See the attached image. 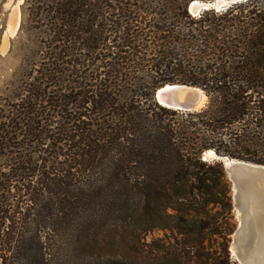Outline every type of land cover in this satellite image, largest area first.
Wrapping results in <instances>:
<instances>
[{"label":"trees","instance_id":"1","mask_svg":"<svg viewBox=\"0 0 264 264\" xmlns=\"http://www.w3.org/2000/svg\"><path fill=\"white\" fill-rule=\"evenodd\" d=\"M191 1H42L46 61L0 125V264H238L204 152L264 165V0ZM165 84L208 102L164 107Z\"/></svg>","mask_w":264,"mask_h":264},{"label":"rangeland","instance_id":"2","mask_svg":"<svg viewBox=\"0 0 264 264\" xmlns=\"http://www.w3.org/2000/svg\"><path fill=\"white\" fill-rule=\"evenodd\" d=\"M43 0H0V125H7L13 116L14 106L27 94L28 83L37 75V70L46 61V43L50 34L49 28L45 25V14L42 12ZM114 4V1L112 2ZM18 6L19 22L16 32L10 34V19L12 11ZM6 43V47L3 45ZM208 99H205V104ZM208 161H219L224 166V160L207 157ZM8 160L0 158V168L7 172ZM225 170V167H224ZM226 180L230 186V197L232 200L233 215L239 224V212L237 210L236 199L234 198V181L225 170ZM258 191V190H257ZM264 200V193L258 194ZM258 197V196H256ZM253 209V208H252ZM251 219L253 210H251ZM262 217L257 221L261 223ZM255 221V219H254ZM248 223V226L251 225ZM235 229V230H236ZM235 232V231H234ZM170 235L171 233L168 232ZM164 232L155 231L148 235V239L163 236ZM233 234L231 235L230 252L232 261H237L236 253L231 247ZM246 248V242L241 241Z\"/></svg>","mask_w":264,"mask_h":264},{"label":"water","instance_id":"3","mask_svg":"<svg viewBox=\"0 0 264 264\" xmlns=\"http://www.w3.org/2000/svg\"><path fill=\"white\" fill-rule=\"evenodd\" d=\"M245 0H192L188 5V10L192 15H199L204 10L215 9L217 11L224 10L229 6ZM204 91L196 86L187 84H165L162 87L156 89L154 93L155 100L162 106L180 110V111H197L206 106L205 98L202 99L200 93ZM212 154L216 159L231 161L229 165H225V170L229 173L230 178L234 181V189L236 187V179L240 175L249 174L257 170L264 171V165L253 163L240 159H230L228 157L218 156L213 150ZM206 153L204 152V155ZM207 160V159H204ZM241 220L235 232L233 233L234 239L232 240L231 247L238 251L237 260L239 264H243L241 259L246 258V264H264V230H260L252 234L249 237H240L242 232ZM241 239V240H240ZM246 242V248L241 241ZM243 254V255H242ZM244 257V258H243Z\"/></svg>","mask_w":264,"mask_h":264},{"label":"bare ground","instance_id":"4","mask_svg":"<svg viewBox=\"0 0 264 264\" xmlns=\"http://www.w3.org/2000/svg\"><path fill=\"white\" fill-rule=\"evenodd\" d=\"M19 9L18 6L15 7V10L12 11L11 19H10V34H14L18 27L19 22ZM6 47V43L3 45V48ZM202 99L206 96L204 93L199 92ZM204 159L207 157H213L212 151L205 152ZM215 156V155H214ZM225 165H229L231 161L224 159ZM235 195L236 206L239 212V218L241 220L242 232L240 233V237H249L248 235L252 234V229H254V233L257 231L264 230V200L262 197H259L258 194L264 193V171L257 170L252 173H247L240 175L236 179V187H235ZM258 190V191H257ZM258 196V197H256ZM253 208V209H252ZM251 210L253 213L251 219V225L248 226V219L251 216ZM259 217H262L261 223L257 221ZM258 218V219H257ZM255 219V221H254ZM241 240V239H240ZM236 253V258L238 257V251L233 248ZM243 255V254H242ZM244 258V257H243ZM243 264H246V261H249L248 258L241 259Z\"/></svg>","mask_w":264,"mask_h":264}]
</instances>
